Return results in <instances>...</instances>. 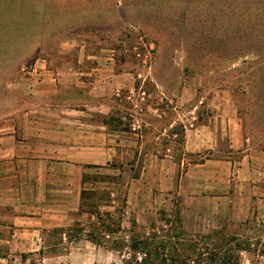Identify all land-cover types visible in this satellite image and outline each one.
<instances>
[{
  "label": "rangeland",
  "instance_id": "obj_1",
  "mask_svg": "<svg viewBox=\"0 0 264 264\" xmlns=\"http://www.w3.org/2000/svg\"><path fill=\"white\" fill-rule=\"evenodd\" d=\"M142 5L143 0H0V119L17 115L15 109L33 103L30 97H15L12 92L16 75L29 67L33 54L49 56L57 66L75 59L78 48L75 55H58L56 46L62 40L85 44L90 54L109 55L119 72L134 74V87L115 92L108 115L92 110L83 91L66 89L76 96L78 102L72 107L84 111L83 119L107 122L114 131L109 159L106 149L99 151L97 167L84 174L83 189L87 202L98 203V211L111 213V218L121 222L122 231H95L94 224L100 220L80 212L76 224L67 230L71 240L78 235L77 224L84 229L83 238L94 231L98 234L101 244L89 251L90 264H124L131 237L149 234L161 211L168 215L180 211L183 218L185 194L191 190L187 178L201 174L188 171L189 163L219 157L185 152V125L190 128L220 113L231 120L227 132L237 126L246 147L264 155V37L260 44L254 38L221 43L218 37L205 43L199 38L204 36L202 28L160 19L161 23L152 22L145 18ZM191 19L188 13L187 21ZM227 141L224 158L232 163V171L226 204L237 206L236 217L203 216L201 222L207 227L201 230L190 217L184 227L191 237L219 231L255 243L264 241V197L259 200L260 194H252V160L244 159L242 150H230ZM263 173L255 177L258 187L254 190L263 185L264 178L258 179ZM134 221L137 226L132 233ZM69 246L66 242L61 251L67 252ZM76 262L86 264L81 256ZM239 264H264V255L242 252Z\"/></svg>",
  "mask_w": 264,
  "mask_h": 264
},
{
  "label": "crops",
  "instance_id": "obj_2",
  "mask_svg": "<svg viewBox=\"0 0 264 264\" xmlns=\"http://www.w3.org/2000/svg\"><path fill=\"white\" fill-rule=\"evenodd\" d=\"M56 48L62 57L75 55L76 48L78 52L70 64L63 66L53 64L49 56L33 54L29 67L18 72L12 84L15 97L28 96L33 103L26 109H15L17 115L0 119V264H76L79 256L90 264L89 251L92 246L96 249L86 238L69 239L67 230L78 221L84 174L97 167L100 150L106 149L109 156L114 131L107 122L83 119L84 111L72 107L78 102L76 96L66 89L83 91L92 110L108 115L115 92L132 89L135 77L119 72L113 57L86 52L85 44L62 40ZM229 122L218 113L190 128L185 125V152L219 155L189 163L188 171L201 174L187 178L191 190L185 194L183 219L184 224H190L193 217V225L199 230L207 227L201 222L203 216L236 217L237 206L226 204L232 171V163L224 158L227 139L230 150H242L243 158L252 160V194H260L259 200L264 197V183L259 185L260 191L254 190L258 187L255 177L264 172L259 166L264 165V155L246 147L237 126L227 132ZM263 178L258 176L259 180ZM66 242L69 249L65 247L67 252H62Z\"/></svg>",
  "mask_w": 264,
  "mask_h": 264
},
{
  "label": "trees",
  "instance_id": "obj_3",
  "mask_svg": "<svg viewBox=\"0 0 264 264\" xmlns=\"http://www.w3.org/2000/svg\"><path fill=\"white\" fill-rule=\"evenodd\" d=\"M143 6L146 7L145 18L154 20L152 22L161 23L160 20H163L171 24L184 26L186 23L191 27L202 28L204 36L199 38L205 43L215 37L221 43L230 42V39L245 42L252 38L259 43L264 37V0H143ZM188 13L194 17L190 23L187 21ZM179 30H182L181 27ZM255 48H259V45ZM86 192L82 190L80 213L94 215L100 220L99 224H94L95 231L120 233L121 222L111 218L109 212L98 211V203H88ZM92 192V195L96 193ZM124 205L119 212L123 211ZM86 206L88 210H85ZM160 214L159 222L152 224L149 234L131 237L126 247L128 251L123 259L124 264H239L242 252L264 255V241L255 243L219 231L191 237L184 227L180 211L173 215L165 211ZM103 216H107V220L102 219ZM77 226L78 235L74 238H83L84 229L79 224ZM136 226L134 221L130 230L132 233ZM95 231L84 238L96 245L101 244ZM67 236L72 239L70 233Z\"/></svg>",
  "mask_w": 264,
  "mask_h": 264
}]
</instances>
